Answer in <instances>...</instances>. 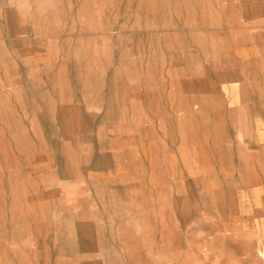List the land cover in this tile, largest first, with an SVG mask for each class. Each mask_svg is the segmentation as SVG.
I'll return each mask as SVG.
<instances>
[{
    "label": "rangeland",
    "instance_id": "rangeland-1",
    "mask_svg": "<svg viewBox=\"0 0 264 264\" xmlns=\"http://www.w3.org/2000/svg\"><path fill=\"white\" fill-rule=\"evenodd\" d=\"M255 5L264 10V0H0V264L193 261L184 252L197 237L189 221L173 219L170 202L125 200L169 197L166 183L183 181L187 165L207 162L217 143L187 139L195 151H168L164 166L174 160L177 169L162 189L152 141L145 155L137 145L93 164L90 151L109 142L96 139L99 121L122 124L124 136L131 118L140 123L146 88L161 87L169 106L153 98L145 108L169 119L185 110L181 96L196 89L199 69L212 71L213 85L233 78L234 61L186 58L187 29ZM116 169L120 179L108 187ZM202 184L201 173L197 191Z\"/></svg>",
    "mask_w": 264,
    "mask_h": 264
},
{
    "label": "crops",
    "instance_id": "crops-1",
    "mask_svg": "<svg viewBox=\"0 0 264 264\" xmlns=\"http://www.w3.org/2000/svg\"><path fill=\"white\" fill-rule=\"evenodd\" d=\"M220 19L203 27H188L186 58L234 61L233 71H229L234 77L213 85L212 71L199 69L202 78L196 80L198 86L181 96L186 101L185 110L172 113L169 119L154 116L145 108L147 99L153 98L161 107L169 106L163 102L161 87L146 88L142 92L147 99L142 100L140 123L131 118L126 136L122 124L105 127L99 121L102 130L96 139L109 142L102 151H90L89 163L93 164L96 157L117 156L122 151L126 156L137 145L145 155L151 150L150 140L159 173L155 187L162 189L164 174L173 176L177 169L174 160L164 166L168 151H195L194 147H184L187 139L217 143L214 150L210 147L205 152L209 155L207 162L187 165L188 175L183 181L173 178L166 183L171 188L169 197L159 194L141 197L142 201H125L129 205L170 202L173 219L177 223L189 221V236L197 239L195 246L189 245L184 252L192 254L193 261L185 260L183 264H264L260 253L264 245V10L255 5L251 11L238 10L230 19ZM176 31L182 42L185 29ZM161 54L159 58H166ZM201 173L202 191H197L195 184ZM120 176L116 169L108 187L115 188ZM127 177L131 178V173ZM186 181L191 184L188 190L181 187ZM143 186L147 187L145 181ZM126 210L132 213L131 207ZM164 211L163 206L157 208L159 214Z\"/></svg>",
    "mask_w": 264,
    "mask_h": 264
}]
</instances>
